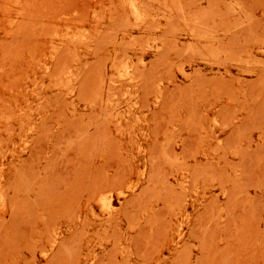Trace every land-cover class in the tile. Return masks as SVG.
Listing matches in <instances>:
<instances>
[{
    "label": "rangeland",
    "instance_id": "rangeland-1",
    "mask_svg": "<svg viewBox=\"0 0 264 264\" xmlns=\"http://www.w3.org/2000/svg\"><path fill=\"white\" fill-rule=\"evenodd\" d=\"M0 264H264V0H0Z\"/></svg>",
    "mask_w": 264,
    "mask_h": 264
}]
</instances>
